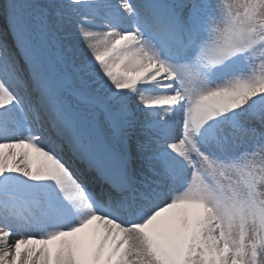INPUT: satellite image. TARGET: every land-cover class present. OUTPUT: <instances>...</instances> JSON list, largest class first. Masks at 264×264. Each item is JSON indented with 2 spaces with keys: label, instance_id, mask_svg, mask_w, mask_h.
I'll return each instance as SVG.
<instances>
[{
  "label": "snow or ice",
  "instance_id": "6c2138e0",
  "mask_svg": "<svg viewBox=\"0 0 264 264\" xmlns=\"http://www.w3.org/2000/svg\"><path fill=\"white\" fill-rule=\"evenodd\" d=\"M0 264H264V0H0Z\"/></svg>",
  "mask_w": 264,
  "mask_h": 264
}]
</instances>
